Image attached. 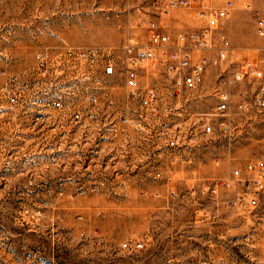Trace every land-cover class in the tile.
Here are the masks:
<instances>
[{
  "label": "rangeland",
  "instance_id": "1",
  "mask_svg": "<svg viewBox=\"0 0 264 264\" xmlns=\"http://www.w3.org/2000/svg\"><path fill=\"white\" fill-rule=\"evenodd\" d=\"M246 1L236 0L218 35L231 41L236 60L264 66L259 49L264 39ZM174 13L181 17L170 20L173 36L205 25L191 9ZM150 19L144 0H0V264H27L29 255L35 264H218L219 257L223 264H264V197L258 207L247 202L230 207L229 192L211 194L206 180L264 160V116L242 135L232 161L225 156L216 164L211 146L188 163L174 161L167 151L156 159L150 134L131 128L117 134L77 132L65 112L35 124L27 104L6 103V90L27 101L38 94L37 52L52 56L63 47L146 45ZM218 73L210 69L207 88ZM154 77L143 73L142 80ZM109 82L112 109L129 110L124 76ZM208 93L200 103L204 111L215 103ZM103 102L101 122L92 126L110 125ZM158 166L164 179L154 175ZM117 170L128 175L96 181ZM94 186L101 191H90ZM129 240H141L145 248L128 251L123 243Z\"/></svg>",
  "mask_w": 264,
  "mask_h": 264
},
{
  "label": "built area",
  "instance_id": "2",
  "mask_svg": "<svg viewBox=\"0 0 264 264\" xmlns=\"http://www.w3.org/2000/svg\"><path fill=\"white\" fill-rule=\"evenodd\" d=\"M144 2L151 14L146 45L63 47L52 56L39 51L34 72L38 94H32L27 101L6 90V103L27 104L35 124L45 125L55 112H65L77 124V132L117 134L131 128L143 135H153L155 141L151 146L155 147L156 159L167 151L174 161L182 158L192 163L201 148L210 151L212 146L216 164L225 156L232 161L242 135L264 116V66L254 59L236 60L231 41L224 34L216 35L221 22L236 7V0ZM256 2L264 0H247L244 7L254 12L256 33L264 39V7ZM183 8L195 11L205 25L173 36L168 30L170 20L176 10ZM259 49L264 53V45ZM214 67L219 73L207 88V75ZM143 73L155 77L145 83ZM117 75L124 76L122 86L131 110L112 109L109 77ZM202 92H209L215 102L208 111L200 108ZM101 101L111 117L108 127L92 126L101 122ZM154 170L157 179H164L159 166ZM127 175L117 170L112 175L97 176L96 181H119ZM206 180L208 191L216 196L221 190L237 188L234 196L225 200L228 206L238 207L247 202L258 207L264 197V160H250L244 166L234 167L228 176ZM90 191L100 192L101 188L94 186ZM171 192L176 194L173 189ZM123 247L136 252L143 250L145 243L129 240ZM217 260L218 264L224 263L222 257Z\"/></svg>",
  "mask_w": 264,
  "mask_h": 264
},
{
  "label": "crops",
  "instance_id": "3",
  "mask_svg": "<svg viewBox=\"0 0 264 264\" xmlns=\"http://www.w3.org/2000/svg\"><path fill=\"white\" fill-rule=\"evenodd\" d=\"M218 3H220V2H218ZM257 4V3H256ZM262 5V4H261ZM244 8V7H243ZM244 10V9H243ZM242 10V11H243ZM179 15H180V17H181V13H179ZM179 15H178V17H177V13L175 14L174 13V15H173V20H172V23L173 22H177V18H179ZM182 19V18H181ZM180 19V20H181ZM184 20V19H183ZM225 24H226V21L224 20V21H222L221 22V24H220V26L218 27V29L216 30V35H218L220 32V30L222 29V28H224L225 27ZM246 59V58H245ZM237 191V188H234V189H231V190H229V191H227V192H229V197H232V196H234V194H235V192ZM185 193L186 194H189L187 191H185ZM224 220H226V222H228L227 221V219H224ZM221 227L222 228H227V225H225V224H223V225H221ZM226 232V231H225ZM223 236L226 238V235H221V237L223 238ZM177 259L174 257V255H172V261L173 262H175ZM198 262H200V259H198ZM26 263L27 264H35V259H31L30 258V255L27 257V261H26Z\"/></svg>",
  "mask_w": 264,
  "mask_h": 264
}]
</instances>
